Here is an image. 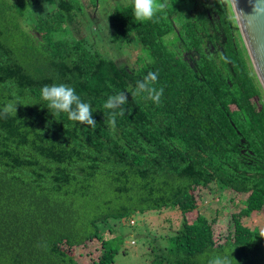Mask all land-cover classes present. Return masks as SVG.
I'll return each instance as SVG.
<instances>
[{
    "label": "trees",
    "instance_id": "trees-1",
    "mask_svg": "<svg viewBox=\"0 0 264 264\" xmlns=\"http://www.w3.org/2000/svg\"><path fill=\"white\" fill-rule=\"evenodd\" d=\"M177 1L160 0L159 22L137 20L133 4L109 14L112 42L140 45L148 56L131 68L86 38H56L79 18L80 0H57L33 20L19 0H0V264H80L76 250L97 242L91 264H112L117 250L98 225L165 208L179 210L183 225L164 263L221 256L264 264V231L245 224L264 210V92L241 55L189 65L183 51L200 48L201 28ZM177 29L179 52L164 40ZM149 71L164 89L159 105L131 95ZM52 84L73 87L91 105L95 129L51 114L41 89ZM119 92L126 114L112 128L104 104ZM9 102L17 116L3 114ZM213 184L245 197L219 241L216 221L197 213Z\"/></svg>",
    "mask_w": 264,
    "mask_h": 264
},
{
    "label": "rangeland",
    "instance_id": "rangeland-1",
    "mask_svg": "<svg viewBox=\"0 0 264 264\" xmlns=\"http://www.w3.org/2000/svg\"><path fill=\"white\" fill-rule=\"evenodd\" d=\"M13 4H17L14 0ZM57 0H19L33 20L36 17L50 12L56 7ZM84 10L79 18L71 19L63 33L56 34V38L77 39L86 38L88 43L100 51L104 56L112 59L119 65L138 67L148 61V56L140 45L127 43H113L112 32L108 24V16L118 5L133 4V0H98L93 4L90 0H80ZM177 0H167L171 5ZM48 8H45V4ZM24 17V18H26ZM29 18V16H28ZM31 22V21H30ZM24 30L33 35L32 27L25 22ZM34 36L35 35L34 33ZM138 63V64H137ZM245 197L236 196L230 190H224L220 185L213 184L202 193V206L197 213L206 216L211 221H216L214 226L216 238L221 239L231 231V213L236 208H241ZM182 214L179 210L165 208L159 211L139 213L124 219H109L101 222L98 227L104 240L110 243L117 255L112 264H166L165 253L169 248V239L182 228ZM251 229L264 231L263 213L246 220ZM91 247L76 250L75 254L80 264H91L100 246V242ZM93 252V253H92ZM200 264L203 262L200 260Z\"/></svg>",
    "mask_w": 264,
    "mask_h": 264
},
{
    "label": "clouds",
    "instance_id": "clouds-1",
    "mask_svg": "<svg viewBox=\"0 0 264 264\" xmlns=\"http://www.w3.org/2000/svg\"><path fill=\"white\" fill-rule=\"evenodd\" d=\"M219 2L222 4L223 0H219ZM133 7L134 16L137 20L159 22L158 13L163 12L166 5L160 0H133ZM45 8H48L47 3ZM158 76V72L149 71L143 80L136 82L135 91L131 93L132 97L141 96L143 99L159 105L164 89H157L154 86L158 81ZM41 98L47 102L46 107L51 110V114L54 116L66 113L69 120L86 124L92 129L96 128L97 124L93 119L91 105L83 102L73 87L66 84L45 85L41 89ZM127 102L128 97L125 92H119L108 97L104 108L112 110L109 113L110 118L106 119L112 128H115L117 116H125L126 110L122 106ZM3 114L5 116L9 114L17 116L15 103H7L3 108ZM209 264H230V261L227 257L216 256L210 260Z\"/></svg>",
    "mask_w": 264,
    "mask_h": 264
},
{
    "label": "flooded vegetation",
    "instance_id": "flooded-vegetation-1",
    "mask_svg": "<svg viewBox=\"0 0 264 264\" xmlns=\"http://www.w3.org/2000/svg\"><path fill=\"white\" fill-rule=\"evenodd\" d=\"M182 3L184 5L183 14H188L192 24L201 28L199 36L202 39L199 40L202 44L200 48L194 47L190 51H183V57L191 67H197L203 57L222 62L223 59L228 60L230 55L236 54L241 55L254 72L230 0H223L222 4L219 0L218 2L215 0H195L194 3L185 0ZM187 9L191 11L189 12ZM201 12L205 14V20H200ZM180 20H185L184 16L180 17ZM175 32V34L166 36L164 40L174 50L178 51L181 39L178 29ZM232 46H234V51L230 48Z\"/></svg>",
    "mask_w": 264,
    "mask_h": 264
},
{
    "label": "water",
    "instance_id": "water-1",
    "mask_svg": "<svg viewBox=\"0 0 264 264\" xmlns=\"http://www.w3.org/2000/svg\"><path fill=\"white\" fill-rule=\"evenodd\" d=\"M252 67L264 92V0H230Z\"/></svg>",
    "mask_w": 264,
    "mask_h": 264
}]
</instances>
